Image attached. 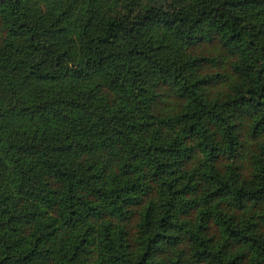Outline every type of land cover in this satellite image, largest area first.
I'll return each instance as SVG.
<instances>
[{"label":"trees","instance_id":"1","mask_svg":"<svg viewBox=\"0 0 264 264\" xmlns=\"http://www.w3.org/2000/svg\"><path fill=\"white\" fill-rule=\"evenodd\" d=\"M0 264H264V0H0Z\"/></svg>","mask_w":264,"mask_h":264},{"label":"rangeland","instance_id":"2","mask_svg":"<svg viewBox=\"0 0 264 264\" xmlns=\"http://www.w3.org/2000/svg\"><path fill=\"white\" fill-rule=\"evenodd\" d=\"M236 251H237V248L235 249V252H232V253H237Z\"/></svg>","mask_w":264,"mask_h":264}]
</instances>
